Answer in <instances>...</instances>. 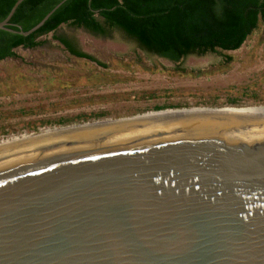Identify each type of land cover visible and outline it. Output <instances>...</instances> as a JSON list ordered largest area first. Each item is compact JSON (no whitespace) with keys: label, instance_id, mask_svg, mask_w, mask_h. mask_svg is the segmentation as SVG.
Wrapping results in <instances>:
<instances>
[{"label":"water","instance_id":"obj_1","mask_svg":"<svg viewBox=\"0 0 264 264\" xmlns=\"http://www.w3.org/2000/svg\"><path fill=\"white\" fill-rule=\"evenodd\" d=\"M22 1L0 29L60 5L10 29ZM85 131L0 149V264H264V120Z\"/></svg>","mask_w":264,"mask_h":264},{"label":"rangeland","instance_id":"obj_2","mask_svg":"<svg viewBox=\"0 0 264 264\" xmlns=\"http://www.w3.org/2000/svg\"><path fill=\"white\" fill-rule=\"evenodd\" d=\"M54 36L106 67L70 55ZM41 40L0 61V142L170 111L264 106V26L226 52L231 62L207 53L174 63L120 32L99 36L68 25Z\"/></svg>","mask_w":264,"mask_h":264},{"label":"trees","instance_id":"obj_3","mask_svg":"<svg viewBox=\"0 0 264 264\" xmlns=\"http://www.w3.org/2000/svg\"><path fill=\"white\" fill-rule=\"evenodd\" d=\"M17 0H0V21ZM60 4V5H59ZM59 5L45 23L29 35L0 29V61L15 57V49L42 46V36L62 25L95 35L117 31L145 52L179 63L189 55L215 53L227 62L264 26V0H23L10 18V29L28 31ZM72 56L106 65L82 51L65 36H54Z\"/></svg>","mask_w":264,"mask_h":264},{"label":"bare ground","instance_id":"obj_4","mask_svg":"<svg viewBox=\"0 0 264 264\" xmlns=\"http://www.w3.org/2000/svg\"><path fill=\"white\" fill-rule=\"evenodd\" d=\"M198 115H233V116H243L248 118H255V119H261L264 120V106H250V107H222V108H205V109H195V110H182V111H175V112H166L163 114H157V115H151V116H143L139 118H133V119H125V120H118V121H108L104 123H94L92 125H87L83 127L78 128H72L67 131H62L61 133H55L50 135L41 136L36 139H25L24 141L21 140L20 142H9L6 140L5 142H0V149L5 148L6 146H14L18 144H23L27 142H32L36 140L41 139H47V138H53L58 136H64V135H70L75 134L79 131L86 130H92L96 128H101L105 126H121V125H127L132 123H138V122H144V121H150V120H157V119H165V118H173V117H183V116H198ZM12 140V139H11ZM10 140V141H11ZM14 140V139H13Z\"/></svg>","mask_w":264,"mask_h":264},{"label":"flooded vegetation","instance_id":"obj_5","mask_svg":"<svg viewBox=\"0 0 264 264\" xmlns=\"http://www.w3.org/2000/svg\"><path fill=\"white\" fill-rule=\"evenodd\" d=\"M55 133H61V132H54V133H52V134H55ZM46 135H50V134H46ZM31 139V138H30Z\"/></svg>","mask_w":264,"mask_h":264}]
</instances>
